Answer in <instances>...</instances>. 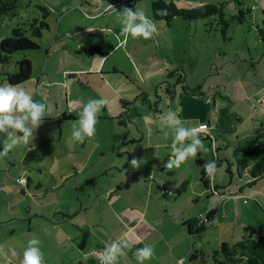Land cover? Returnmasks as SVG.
I'll return each instance as SVG.
<instances>
[{
  "label": "rangeland",
  "instance_id": "rangeland-1",
  "mask_svg": "<svg viewBox=\"0 0 264 264\" xmlns=\"http://www.w3.org/2000/svg\"><path fill=\"white\" fill-rule=\"evenodd\" d=\"M6 1L16 3V14L0 17V39L9 37L13 27L27 19L35 18L38 22L44 19L48 24V27L43 28L40 38L29 36L39 45V49L16 52L11 61L0 64V84H8L4 72H13L16 60L28 59L31 66L30 77L17 85L30 92L34 101L48 105L43 122L34 131L33 141L27 145L19 144L6 157L0 159V183L4 182L5 190L18 191L20 195L17 196L21 200L19 211L23 214H34L37 213L35 209L53 215L56 207L60 206L75 211L79 208V200L83 199L85 204L91 205L87 216L77 213L71 217L72 221L82 223L85 218L89 221L97 217L94 214L95 200L113 195L114 191L122 195L119 204L114 206L116 211L125 206V202H135L141 207V200L135 199L138 188L132 187L138 182L137 175L132 176L127 170L119 171L115 164L120 157H127L131 153L135 159H141L146 155L147 158H143L145 161H153L147 170V180L154 181V186L160 185V188L155 187L154 191L160 195V198L176 199L171 209L177 212L183 210L184 214L194 211L193 215L199 212L205 214L210 208L218 209L214 220L206 223L201 233L191 237L186 231L184 232L186 244L185 239L180 235L176 237L171 235L170 255L179 247L180 242L183 244V249L176 253L182 256L178 259V264H190L189 256L192 251L210 253L216 249L221 243L217 240V234L228 242L240 239L245 229L253 237L264 234V177L258 178L252 186H247L244 180L246 177H238L234 156L237 148L249 145L256 135L252 133L245 136L255 120L249 116L253 112L252 102L245 101L244 94L248 88H256L257 81L264 78V58L259 59L260 52L258 53V49L264 50V45L257 40L254 33L255 25L261 22L259 9L251 8L253 14L249 22L245 20L241 23H231L226 31V36L230 40H224L219 25L215 30L209 25L213 22V18L187 21L175 16L166 23L164 20L152 18L150 0H134L130 6L126 3L124 6L143 11L156 23L157 34L145 40L130 36L123 39L122 25L117 20L120 6L106 7L102 18H95L84 14V11L89 12L87 4L73 6L68 3L70 0ZM198 1L191 0L195 2L191 3L189 0H176L175 3L181 8L196 5ZM210 1L226 2L231 7L225 9L226 14H236L239 10L252 7L253 4V6L258 5L259 8L264 5V0ZM40 6L45 7L49 12L45 18ZM101 21L110 24L111 27L102 31L96 29L101 25ZM86 24H94L93 27L96 28H90L89 32L83 31L76 36L74 34L76 25ZM107 35L108 37L105 38ZM101 38L104 40L101 41ZM118 41L122 42L117 45ZM91 43L95 48L88 46ZM245 43L249 44L252 57L241 51L245 49ZM180 47H185L187 52L179 53L180 51L176 49ZM109 50L112 51L107 56H102ZM237 50L239 54H236ZM214 52H217V55H214ZM188 57H198V60L196 63L193 62V70L185 68L183 74L188 77L186 81L190 86L200 83L203 92L207 94L205 97H210V104L213 98H216V105L220 109L218 115L223 119L220 131L216 132L211 128L209 132L211 139L201 138L208 151H200L198 155L205 161L212 160L216 155L221 160L220 165L217 166L219 171L214 178H211L210 183L212 188L215 185L220 186L223 192H228L231 194L228 196H232L230 199H233L234 210L229 211L230 214L225 219L223 217L226 211L220 207L219 196L216 194L209 196L208 190L203 191L201 197L195 193L194 189L201 188L197 183L199 168L195 159L189 158L180 167L172 169L165 167L168 160L166 156H163L157 165L155 163V157L171 150L173 139L171 129L160 126V117L169 113L164 91L166 82H170L173 86L177 76L173 74L168 77V74L181 66L180 59L187 61ZM98 65H101L102 73L89 72L88 69ZM71 68L87 70L77 73L75 71V79L67 83L66 79L71 74H64V71ZM219 69L222 70L220 73ZM233 88H235L234 92ZM218 89L222 92V97L217 93ZM100 98L108 101L105 109L108 108V113L111 115L113 113L118 115L123 110L122 99L129 101L127 108L130 110L127 112L124 110L128 115L127 118L125 117L126 123L120 124L116 121V117L115 120L99 118L94 137L85 140L83 144L73 142L70 133L80 106L89 99ZM232 112L239 113L240 120H236L237 117L232 115ZM99 115L100 117L105 115L103 108ZM189 123L185 122L184 125L190 127ZM166 132L167 136H165ZM259 140L264 143V135ZM6 142L7 137L2 135L0 150ZM155 144L160 147H153ZM124 161L126 163L127 158ZM228 163L231 166H228ZM127 166L126 163V169ZM154 167L162 174L153 169ZM228 167L231 175L227 171ZM163 168L165 170H162ZM170 170H173L174 174H169ZM97 173L100 174L95 176ZM188 174L190 183L186 190L177 196H161L163 192L161 189L167 188L172 192V187H175L166 180L161 181L162 178L169 176L178 180L187 177ZM21 175H25L26 178L23 188L15 181L16 177ZM22 189L24 191H21ZM242 191L244 203L241 199L233 198ZM206 196L213 198L214 202H208ZM192 197H198L197 201L194 202ZM14 199L16 200L17 197L15 196ZM30 208L32 209L29 210ZM104 209L106 220L111 212L105 207ZM56 216L57 219L61 218V214L57 213ZM118 224L119 221H109V225L99 231L105 236L110 227ZM88 229L91 230L89 227ZM121 230L122 228L118 226L116 233H120ZM83 234L80 237H83ZM91 234L93 235L90 238V245L95 248L93 241L99 239V235L95 230H92ZM75 248L77 246H74ZM118 264L132 263L126 256H122Z\"/></svg>",
  "mask_w": 264,
  "mask_h": 264
},
{
  "label": "crops",
  "instance_id": "crops-1",
  "mask_svg": "<svg viewBox=\"0 0 264 264\" xmlns=\"http://www.w3.org/2000/svg\"><path fill=\"white\" fill-rule=\"evenodd\" d=\"M132 1L134 0H70L68 3L73 4V6H79V5L82 6L87 4L88 6L87 9L89 10V12L84 11L85 15L88 14L90 15V17L93 16L95 18L98 17L102 18L103 12L106 9V7H109V4L117 7L120 6L119 8H121L126 3H128V5L130 6ZM189 1L191 2V0ZM198 2L201 3V2H213V1L199 0ZM191 3H195V2H191ZM253 5L250 8L254 9L255 7V10L258 9L261 10L262 8H264V5L261 8H259L258 5L255 6ZM76 8L77 7H75V9ZM131 8L135 10L134 7ZM258 12L260 13V11ZM252 14H253V10H252ZM93 25L94 24H86L83 26L76 25L74 34L76 36H79V34H81V32L83 31L89 32L90 28H94V29L96 28L93 27ZM110 27H111L110 24L107 25L104 24V21H101V25L98 26V28L96 29L102 31L105 30V28H107L106 30H108V28ZM109 32L111 33L112 31ZM107 37L108 35L105 38ZM103 40L104 38H101V41ZM226 40H230V38ZM122 41H118L117 45H119V43ZM88 46L91 48H95V45L92 43L89 44ZM182 48L185 47H180L179 49L176 50L177 51L179 50L180 51L179 53L185 54L187 50L186 48L185 49ZM112 50L103 53L102 56L104 57L107 56ZM238 51L239 50L235 51L236 54H239ZM241 51L244 54H248L252 57V53L249 49L248 43H245V49H242ZM259 52H260L259 59L264 58V50L261 49L260 51V49H258V53ZM216 53L214 52V55H217ZM196 60H198V57L197 58L188 57L187 61H185L184 59H180L181 66L178 67L177 69H182L184 71L185 68H188L189 70H193L194 69L193 62L196 63ZM100 68L102 69L101 65H98L88 70L89 72L92 73H102ZM86 70L87 69L84 68H77V69L71 68L64 71V74L66 73L71 74V76H69V78L66 79L67 83L69 82V80L73 81L75 79V73H74L75 71L77 73L78 71L86 72ZM221 71L222 70L219 69V73ZM185 78L187 80L188 77L185 76ZM186 83L190 86V83H188L187 81ZM257 85L258 86L256 88H252V89L248 88L244 94V100L252 102L251 108L253 109V112L249 116H252V120H255L256 122V123L254 122L253 126L249 129V131H247L245 136H248L252 133L256 134V132L258 131H261L262 136L264 135V98H262L264 97V78L258 80ZM173 86H174L173 87L174 92L172 94L165 96L167 101V109L169 113H173V112L177 113L180 119L184 123L190 122L189 123L191 124L190 127H196L200 123H207L208 124L207 134H209L211 128H214L213 130H215L216 132L217 130L219 131L221 130L222 128L221 123L223 119H221V117L218 115L220 109L216 105L217 104L216 98H213V102L212 104H210L209 102H207L210 97L207 96L205 97L206 94L205 92L200 95H187L184 93V91L181 88H179V85L176 83V81ZM198 86L201 87V84L199 83ZM232 90L234 92L235 88H233ZM217 93H219L220 97H222L221 95L222 92L220 91V89H218ZM208 95H210V92ZM127 107L125 109L126 112L130 110ZM103 109L105 110V115H103L102 117L98 115V119L99 118L114 119L116 117L117 119L116 121H118L120 124L126 123L125 117L127 118L128 115H126V112L124 113V109L121 110L118 115H116L117 113H113V115L109 114L108 108L105 109L104 107ZM158 109L162 110L161 107H158ZM232 113L230 114L236 115L237 117L236 120L239 119V117L241 116L239 113L237 114L235 112ZM234 128H236L235 125ZM241 137H243V135ZM153 147L157 148L160 147V145L155 144ZM170 152L171 150L162 156L155 157L156 165L159 163V161L163 156H166L169 159ZM126 158H127L126 163L128 164L127 169L125 168L126 163H124L125 162L124 159ZM143 158H147L146 155L141 157V159H136L139 164V167L136 168H134V166L131 164V160L134 159L131 153L128 154L127 157H123V158L120 157L119 161L115 163L117 166L116 168H118L119 171L127 170L128 174L132 176L137 175L138 182L134 183L132 187L138 188V192L136 191L137 196H135V199L141 200V204H142L141 207H138L135 202L134 203L125 202L124 203L125 206L123 205L119 211H116L114 206H117L119 204L122 195L114 191L113 195H106L102 199L95 200L96 209L94 210V214L97 217L95 219H89V221L86 220L87 218L85 217L87 216L89 210L91 209V205L85 204L83 199L79 200L80 201L79 208L75 209V211H72V209H68L69 207L66 208V206H60V207H56V210L53 211V215H51L47 211H40V210L37 211L35 209L34 211L37 213L23 214L21 211L18 210V206L21 202V200L18 199V196L20 194L18 193V191L15 190L13 192L8 191L7 189L5 190L4 182L1 181L0 183V245H4L5 250L9 248H14L18 253V256L12 257L9 254L7 259L0 258V264H20V259L22 258L23 250L27 246L28 240L32 238H37L41 241L39 247L41 248V251L44 254V264H66V262H70V264H100L98 256L94 254V251L100 252L105 242L115 241L124 236H126L129 239V241L132 242L133 244L131 249H125L126 255H124L129 259V261L132 264H139V261H137L136 257L134 256V252L138 248H142L145 245H150L153 247L154 255L150 260L144 261V264H178L179 262L178 259L182 256H180V253H178V255H176V253L180 252L183 249V244L180 242L179 247L175 251H173V253L170 255L169 253L172 251V246L170 244V239H172L171 235H175V237L176 235H180L185 239L184 232L186 231L188 233V229H189V227L186 225L187 222H189L190 220H193L192 222H194L196 217L197 216L199 217L200 212L197 215H193L195 213L194 211H189L187 212V214H184L183 210L177 212L176 210L171 209V206L175 204L174 201L176 199L173 200H171V198L163 199L160 198V195L158 193L156 194V192H154L155 187L160 188V185L154 186L155 182L154 181L151 182V180H147L146 177V174L148 172L147 170L149 169V166L153 163V161L148 162L145 161ZM153 169H155V167ZM155 170H157L159 174H162L159 171V169H155ZM162 170L165 169L163 168ZM168 173L174 174V171L170 170L168 171ZM99 174L100 173H97L95 176ZM167 177L169 178V176ZM184 177L183 179L180 178L178 180L172 178L169 179L162 178L161 181L166 180L167 183L168 182L172 183L174 184L175 187H172L173 189L172 194H165L164 192H162L163 190L161 189L162 192L161 196L167 197L169 195H173V196L179 195L180 193L175 194L173 192H175L176 189L180 187V184L184 180H187L186 188L190 183L189 174L186 178ZM196 177H197V183L200 184L199 173ZM21 187L23 188L22 185ZM186 188L184 190H186ZM211 189H213L212 186ZM194 190H196L195 193L197 194L198 197L203 196V193L205 192L202 186L201 188ZM21 191H24V189H22ZM215 194L219 196V194L211 191L209 193V196H213ZM242 194L243 191L241 195ZM15 196L17 197L16 200L14 199ZM207 196L206 198L208 202H214L213 198H209ZM198 197L196 198L192 197L193 201L196 202ZM228 197L224 198L223 200L221 199L219 200L221 202L220 207L226 211V215L223 217L224 219L228 218L227 215L230 214L229 211L234 210L233 199H230V197L232 196H228ZM233 198L241 199L243 202V197L242 198L233 197ZM132 204H134L135 206ZM104 207L109 209L111 212V214L108 216L109 218L108 219L106 218V220L104 218L106 216V214H104L105 211ZM31 209L32 208H30L29 210ZM213 209H215L217 213L218 209L216 208ZM213 209L210 208L208 210H213ZM208 210H206L205 214H200V215L203 216L205 215L206 217V213ZM57 213L61 214L60 219H57L56 216ZM77 213H82L86 215L82 223H78V221L71 220V217ZM115 220L119 221L118 226L122 228L121 232L116 233V229L118 226H114V227H110L107 231L108 234L103 236L100 233L99 229L102 228L104 229V227L109 225V221H115ZM88 227L91 230H89ZM92 230H95V232H97V234L99 235L98 236L99 239L93 241L95 243L94 245L95 248L90 245L91 243L90 238L93 235L91 234ZM82 233H84L83 237H80ZM216 236L218 241L220 242L226 241V239H221L218 234ZM137 240H140L142 242H136ZM78 241L80 242L78 243ZM185 244H186V239H185ZM74 246H77V248L74 249Z\"/></svg>",
  "mask_w": 264,
  "mask_h": 264
},
{
  "label": "trees",
  "instance_id": "trees-1",
  "mask_svg": "<svg viewBox=\"0 0 264 264\" xmlns=\"http://www.w3.org/2000/svg\"><path fill=\"white\" fill-rule=\"evenodd\" d=\"M175 2L176 0H170L168 3H166L165 0H150L152 18L156 20H164L166 23L175 16H180L187 21L213 18V22L209 23V25H211L213 30L219 25V29L225 40L229 39L226 36V31L231 23H241L245 20L249 22L252 15L251 8L239 10L236 14H226L225 9H231L226 2H201L198 4L196 3V5L181 8L178 7ZM40 8L44 11L45 18L49 12L45 7L40 6ZM163 8H167L168 14L166 16L156 15V11ZM15 14L16 3L14 1L0 0V17L3 15L14 16ZM260 15L261 22L255 25L254 33L256 34L257 39L264 45V8L260 10ZM44 27H48L47 22L44 19L38 22L35 18L30 20L27 19V21L18 23L13 27L9 37L0 39V64H6L11 61L16 52L39 49V45L32 41L29 36L40 38ZM15 65L16 67L13 72L6 71L4 72V75L6 76L8 83L17 85L29 79L31 66L30 61L26 58L16 60ZM183 72L182 69L173 70L168 74V77L177 74L176 83L187 95L203 94L204 92L200 86H189L186 83ZM163 82L165 83V81ZM173 87L174 86L172 85L170 86L169 82H166L164 89L166 95L174 92ZM156 96L159 97L157 94ZM121 103L124 110L130 104L129 101L125 100H122ZM218 131L219 130H217V132ZM209 134L206 133V135H203L201 138L211 139ZM2 135L3 134H0V137ZM261 137V131L256 132L254 141L244 148H237L234 153L238 177H246V179H244L245 184L249 187L252 186L258 178L264 177V143L259 141ZM212 160L216 161L217 166L220 165L221 160L218 159L217 155ZM204 162L205 160L197 155L195 163L199 168V182L202 188L204 190H209V192L211 191L219 194L220 199L222 194L231 195L228 192H223V188L220 186H215L211 189V178L206 177L202 169ZM228 166H231V164L228 163ZM227 171L230 175L232 174L229 167L227 168ZM186 184L187 180H184L180 184V187L173 193H181L186 188ZM215 213V209L207 211L206 218L208 222L214 220ZM192 221L193 220H190L186 224L189 227L188 233L191 236L199 234L205 229L206 222H199L198 216L194 222ZM189 260L190 264H264V234L253 237L251 234H248L245 229L244 234L240 239L233 242L223 241L210 253H208V251H192Z\"/></svg>",
  "mask_w": 264,
  "mask_h": 264
},
{
  "label": "clouds",
  "instance_id": "clouds-1",
  "mask_svg": "<svg viewBox=\"0 0 264 264\" xmlns=\"http://www.w3.org/2000/svg\"><path fill=\"white\" fill-rule=\"evenodd\" d=\"M165 2L168 3L170 0H165ZM111 7L113 6L109 4V8ZM118 13L117 20L122 25L121 35L125 38L130 36L149 40L157 34L156 23L149 19L143 11L122 6ZM167 14V8L156 11L158 16ZM207 102H211L210 98ZM107 103L108 101L104 98L89 99L86 103H82L77 118L72 124L70 136L73 142L83 144L86 139L95 136L98 115ZM47 111L48 105L34 101L32 94L23 87L11 83L0 84V134L7 137V142L0 150V159L6 157L19 144L27 145L33 141L34 131L43 122ZM160 120V126L170 128L173 136L170 157L165 164L168 169L180 167L189 158L195 159L200 151H208L201 139V135L207 133L206 125H200L198 128L186 127L179 115L174 112L162 115ZM167 135L166 132L165 136ZM131 164L134 168L139 167L135 158L131 160ZM202 169L208 178H214L219 171L215 160L205 161ZM136 242L142 241L137 240ZM40 243L41 241L37 238L28 240L20 264H44V254L39 247ZM132 246V242L126 236L105 242L98 254L100 264H118L120 257L126 255L125 249H131ZM9 254L12 257L18 256L14 248L5 250V246L0 245V258L7 259ZM153 255L154 249L150 245L138 248L134 252L139 264H144V261L150 260Z\"/></svg>",
  "mask_w": 264,
  "mask_h": 264
},
{
  "label": "built area",
  "instance_id": "built-area-1",
  "mask_svg": "<svg viewBox=\"0 0 264 264\" xmlns=\"http://www.w3.org/2000/svg\"><path fill=\"white\" fill-rule=\"evenodd\" d=\"M200 125H206L207 126V129H208V124L207 123H200V124H198L196 127L198 128ZM15 181L18 183V184H20V185H22V186H25V184H26V178H25V175H21V176H19V177H16V179H15ZM163 192L165 193V194H171L172 192L170 191V190H168V189H163ZM228 196V194H222L221 195V199H224V198H226ZM235 197H242L241 195H235ZM243 202H245V198L243 197ZM198 219H199V222H206L207 223V218L205 217V215L203 216V215H199V217H198ZM94 254H96L97 256H98V254H99V251H94Z\"/></svg>",
  "mask_w": 264,
  "mask_h": 264
}]
</instances>
